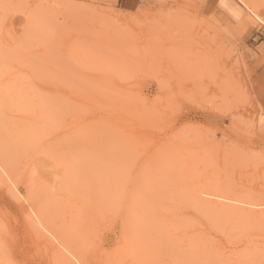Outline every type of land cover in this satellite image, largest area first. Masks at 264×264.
Listing matches in <instances>:
<instances>
[{
    "label": "rangeland",
    "instance_id": "rangeland-1",
    "mask_svg": "<svg viewBox=\"0 0 264 264\" xmlns=\"http://www.w3.org/2000/svg\"><path fill=\"white\" fill-rule=\"evenodd\" d=\"M0 74V264H264V0H0Z\"/></svg>",
    "mask_w": 264,
    "mask_h": 264
},
{
    "label": "bare ground",
    "instance_id": "bare-ground-1",
    "mask_svg": "<svg viewBox=\"0 0 264 264\" xmlns=\"http://www.w3.org/2000/svg\"><path fill=\"white\" fill-rule=\"evenodd\" d=\"M75 7V6H74ZM186 7V6H185ZM78 8V7H77ZM81 10H84L85 11V9H81ZM141 17V16H140ZM128 20V19H127ZM137 20V19H136ZM121 22V21H120ZM122 22H124V21H122ZM1 75V74H0ZM1 77V76H0ZM2 78V77H1ZM7 81V80H6ZM1 82H2V79L0 80V84H1ZM4 82V81H3ZM6 84V83H5ZM4 84V85H5ZM10 84V83H9ZM8 84V85H9ZM1 85H3V83L1 84ZM7 85V86H8ZM11 85V84H10ZM2 87L4 88V91H6V89L5 88H7V87H5V86H1V89H2ZM9 88H10V86H8ZM19 87H20V85H19ZM14 89H12V90H14V91H16V90H18V91H16V92H18V93H20L21 92V90L20 89H16L15 90V87H13ZM1 89H0V92H1ZM3 90V89H2ZM10 90V89H9ZM8 91V90H7ZM13 91V92H14ZM25 91V90H24ZM24 91H22V93H20V94H22V95H18V98H17V100H16V102H15V105H13V102H12V104H11V106L13 105V106H15V107H17V109H19L21 112L23 111V113L24 112H26L25 114H26V116L28 115V119L29 120H31V121H33V122H35V123H37V124H39V119L38 118H36V112L38 113V110H37V106H35L36 105V101L34 100V98L36 97L35 95V92H34V94L35 95H33V93L31 92V91H29V92H25L24 93ZM12 92V91H11ZM11 92L9 93V91H8V93H9V95H12L11 94ZM16 92H14V96L17 94ZM7 93V94H8ZM28 93V94H27ZM1 94H3V95H5L6 93H1ZM0 94V95H1ZM6 94V95H7ZM3 95H2V97L0 96V99H1V102L0 103H5V104H7L5 101L4 102H2L3 100H4V97H3ZM5 95V96H6ZM8 95V97H12L13 98V95L12 96H9ZM23 95H25V96H23ZM28 95H29V97H28ZM37 98V97H36ZM5 99H6V97H5ZM11 99V98H10ZM9 99V100H10ZM8 100V99H7ZM3 106V105H2ZM10 106V105H9ZM10 106V108L12 109L13 107H11ZM14 107V108H15ZM39 107V106H38ZM3 108H5V107H3ZM9 108V109H10ZM1 109H2V107H1ZM3 110V109H2ZM1 110V111H2ZM5 110H6V108L3 110V114L5 113ZM15 110V109H14ZM13 110V111H14ZM18 110V111H19ZM41 112V111H40ZM16 112H14V114H15ZM20 113V112H19ZM19 113H18V115H19ZM33 113H34V115H33ZM39 114V113H38ZM17 115V116H18ZM20 117V116H19ZM23 117V116H22ZM16 118V117H15ZM17 119H20V118H17ZM17 119H15V120H17ZM22 119V118H21ZM21 119H20V121H21ZM27 119V118H26ZM23 120V119H22ZM14 121V120H13ZM12 121V122H13ZM17 121H19V120H17ZM19 121V122H20ZM24 121V120H23ZM22 121V124H24V122H25V127H24V131H22L23 132V134L25 135V136H23V134H21L23 137H22V139L25 141V143L27 142V143H29V144H27V145H30V143L33 145V144H35V142H36V140H34V139H36V129L32 126L31 127V125L29 124H27V122L26 121H24L23 122ZM17 124V123H16ZM15 124V125H16ZM14 125V126H15ZM18 125V124H17ZM21 125V124H20ZM17 127V126H16ZM22 127H23V125H22ZM17 130V129H16ZM21 132V133H22ZM18 134H19V132H18ZM23 141V142H24ZM34 142V143H33ZM22 144V143H21ZM24 144V143H23ZM1 145V144H0ZM31 145V146H32ZM21 146V145H20ZM0 150H2V149H0ZM5 150L6 149H4L3 150V152H5ZM1 152V151H0ZM9 154V153H8ZM5 155H6V153H5ZM11 155V154H10ZM9 156V155H8ZM5 157V156H4ZM1 158V157H0ZM8 159V158H7ZM1 161H2V158H1ZM9 162V161H8ZM7 162V163H8ZM2 164V163H1ZM8 164H10V163H8ZM26 167V166H25ZM36 167V166H35ZM18 168V167H17ZM11 170V169H10ZM12 172H14V170L12 171ZM35 172V171H34ZM11 173V172H10ZM34 174V173H33ZM14 175V174H13ZM1 177H2V179H3V176H2V174H1ZM13 177V176H12ZM19 178V177H18ZM14 179V178H13ZM12 179V180H13ZM1 180V179H0ZM4 180V179H3ZM16 180V179H15ZM18 180V179H17ZM22 181H23V179H22ZM7 182V181H6ZM20 182V181H19ZM1 183V182H0ZM4 183V182H3ZM16 183V182H15ZM29 183V182H28ZM30 183H31V181H30ZM3 185V184H2ZM28 185V184H27ZM10 186V185H9ZM25 186V185H24ZM26 187V186H25ZM11 189V188H10ZM8 190H9V188H8ZM27 190V189H26ZM31 191V190H30ZM8 193H10V190H9V192ZM11 193H12V195H13V192H12V190H11ZM263 194H264V192H263ZM8 195H10V196H12L11 194H8ZM32 195V194H31ZM13 197V196H12ZM15 198V197H14ZM16 198H17V196H16ZM261 199H264V197L263 198H261ZM35 201V200H34ZM262 201V200H261ZM36 203V202H35ZM255 204H257V206L258 205H263L264 204V201H263V203H255ZM22 207V206H21ZM79 207L81 208V209H83L80 205H79ZM260 207V206H259ZM77 209H79V208H77ZM75 210V209H74ZM24 211V210H23ZM22 211V212H23ZM76 211V210H75ZM124 212V215H122L123 216V218H122V225L123 226H126L128 223H127V221H126V219H127V216H128V214H127V212H128V210H126V209H124L123 210ZM254 211V213L256 214V216L257 217H264V208L263 209H258V210H253ZM35 212V211H34ZM26 213V212H25ZM77 213V212H76ZM75 213V214H76ZM79 213V212H78ZM79 214H81V213H79ZM74 215V214H73ZM25 216H29V214L27 213ZM121 216V217H122ZM39 217V216H38ZM78 218L79 216L78 215H74V218ZM85 217V216H84ZM87 217V216H86ZM76 218V220H77V222L79 221V219H77ZM82 218H83V216H82ZM27 219V218H26ZM28 219H29V217H28ZM33 219V218H32ZM75 220V221H76ZM71 221H72V219H71ZM43 222V221H42ZM29 224V223H28ZM47 225V224H46ZM62 232V231H61ZM34 233V232H33ZM58 232H56L55 234L57 235V237H58V235H59V233L57 234ZM69 233H70V231H69ZM63 234V233H62ZM61 235V234H60ZM65 235H67V234H65ZM73 235V234H72ZM55 236V235H54ZM69 236H71V233H70V235ZM66 237V236H65ZM67 238V237H66ZM65 239V238H64ZM69 239V238H68ZM58 240V239H57ZM70 240H71V238H70ZM61 241V240H60ZM63 242V241H62ZM73 242L75 243V238H74V240H73ZM77 242V241H76ZM54 243V242H53ZM65 243V242H64ZM77 243H79V242H77ZM51 244V243H50ZM49 244V245H50ZM55 244V243H54ZM63 244V243H62ZM46 245H48V244H46ZM67 245V244H66ZM36 246V245H35ZM83 246V245H82ZM52 247H53V245H52ZM80 247V246H79ZM55 248V247H54ZM70 248H71V246H70ZM56 249V248H55ZM76 249H78V246H77V248ZM80 249H84V247H81ZM40 250V249H39ZM38 250V251H39ZM53 249H51V251H52ZM79 250V249H78ZM78 250H77V252H78ZM85 250V252H86V248L84 249ZM54 251H56V250H54ZM72 251H74V250H72ZM42 252V251H41ZM82 252V251H81ZM57 253V252H56ZM74 253H76V251L74 252ZM48 254V253H47ZM52 254H53V251H52ZM54 254H55V252H54ZM77 254H80L79 252L77 253ZM83 254V253H82ZM57 255V254H56ZM61 255V254H60ZM60 255L58 256V257H60ZM63 255V254H62ZM74 255V254H73ZM76 255V254H75ZM87 255V254H86ZM83 256V255H82ZM54 257V256H53ZM85 257V256H84ZM57 258V256H55V259ZM63 258V257H62ZM61 258V259H62ZM59 259V258H58ZM61 259H60V261H61ZM64 259V258H63ZM62 259V260H63ZM87 260H88V258H86ZM65 260H66V257H65ZM59 261V260H58ZM69 261V259L67 260V262ZM52 262V261H51ZM57 262V261H56ZM71 263H72V261H70ZM54 263H55V261H54ZM53 263V264H54ZM61 263H63V262H61ZM66 263V262H65ZM74 263V262H73ZM51 264V263H50ZM64 264V263H63ZM86 264V263H85Z\"/></svg>",
    "mask_w": 264,
    "mask_h": 264
},
{
    "label": "crops",
    "instance_id": "crops-1",
    "mask_svg": "<svg viewBox=\"0 0 264 264\" xmlns=\"http://www.w3.org/2000/svg\"><path fill=\"white\" fill-rule=\"evenodd\" d=\"M221 1H223V0H221ZM229 7H231V11L235 12V14L237 13L236 12L237 11V8L235 6H233V7L232 6H229ZM219 10H220L221 14H223V10H227V7L225 6V4H223V2H220ZM225 12L227 13V11H225ZM230 13L232 14V12L229 11V14Z\"/></svg>",
    "mask_w": 264,
    "mask_h": 264
}]
</instances>
